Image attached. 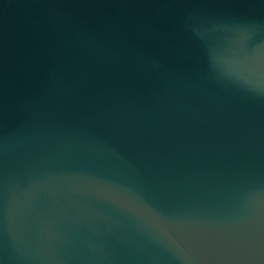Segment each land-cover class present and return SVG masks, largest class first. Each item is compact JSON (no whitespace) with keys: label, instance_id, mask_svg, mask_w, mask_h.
Returning <instances> with one entry per match:
<instances>
[{"label":"water","instance_id":"obj_1","mask_svg":"<svg viewBox=\"0 0 264 264\" xmlns=\"http://www.w3.org/2000/svg\"><path fill=\"white\" fill-rule=\"evenodd\" d=\"M0 264H264V0H0Z\"/></svg>","mask_w":264,"mask_h":264}]
</instances>
